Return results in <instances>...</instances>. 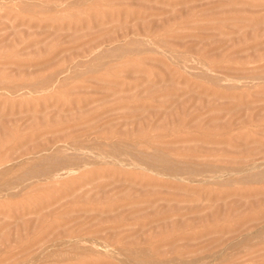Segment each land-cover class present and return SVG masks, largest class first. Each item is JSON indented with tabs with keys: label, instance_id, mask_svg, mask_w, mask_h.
Listing matches in <instances>:
<instances>
[{
	"label": "rangeland",
	"instance_id": "rangeland-1",
	"mask_svg": "<svg viewBox=\"0 0 264 264\" xmlns=\"http://www.w3.org/2000/svg\"><path fill=\"white\" fill-rule=\"evenodd\" d=\"M5 168L0 264H264V0H0Z\"/></svg>",
	"mask_w": 264,
	"mask_h": 264
},
{
	"label": "bare ground",
	"instance_id": "bare-ground-1",
	"mask_svg": "<svg viewBox=\"0 0 264 264\" xmlns=\"http://www.w3.org/2000/svg\"><path fill=\"white\" fill-rule=\"evenodd\" d=\"M121 155H119L118 152H116L114 150L111 153L105 155L104 158H99V155H97L98 157H95V160L102 161V160H105V158L106 159H110L111 158L112 160L118 161V160L122 159L123 155L122 156ZM84 160H86V158ZM61 168H59V169H61L60 172H59V173L62 172L61 174H58V171L52 172L53 170L51 171V170L43 169L44 171H43V173H41V178H40L41 182H50V181L60 180L61 177L63 175H65L66 173L67 174H69V173L72 174L73 172H75V170H78L77 169L78 166L77 167H73V165H71L70 167L62 166ZM2 171L3 172L0 174V196L3 195V194H9L11 196L14 195V197L15 196H19V195L21 196L20 192H22L24 190H29L30 189L29 187H32L31 183L30 184L27 183L25 181V179H23V178H16V179H14L12 181L11 180L7 181V179H4V175L8 172L7 168L3 169ZM85 175H87V173H83V176H85ZM27 180H30V179H27ZM89 181L90 180H85V179H82V180L78 181L77 185L73 186V190L78 189V188H82V186L90 183ZM140 252H142V251H140ZM171 262H174V261H171ZM172 264H185V263H181V262H177L176 261V262H174Z\"/></svg>",
	"mask_w": 264,
	"mask_h": 264
}]
</instances>
